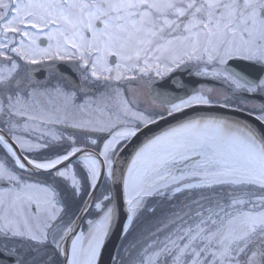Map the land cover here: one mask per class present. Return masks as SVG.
Returning <instances> with one entry per match:
<instances>
[{"label": "snow or ice", "instance_id": "snow-or-ice-1", "mask_svg": "<svg viewBox=\"0 0 264 264\" xmlns=\"http://www.w3.org/2000/svg\"><path fill=\"white\" fill-rule=\"evenodd\" d=\"M162 57L169 60L163 68ZM66 60L79 62L84 81L106 82L117 110L96 101L76 104L75 92L57 86L62 108L35 114L32 102L49 90L30 82L36 68L23 66L51 71L55 65L46 62ZM186 61L232 96H264V0H0V152L6 161L0 163L6 185L0 235L28 240L31 264H54L56 257L63 264H99L121 211L127 236L140 213L155 211L150 199L193 192L200 198L174 205L130 264H264V133L243 118L264 128V103L154 91L162 110H148L121 87L152 72L162 78ZM238 63L258 66L260 74ZM197 106L229 108L241 117L177 119ZM17 117L28 138L16 135ZM169 118L177 122L123 155L141 133ZM57 124L73 132L49 127ZM17 169L46 174L53 183H30ZM58 183L74 198L87 188L80 211L94 206L95 217L86 230L76 231L79 217L63 219Z\"/></svg>", "mask_w": 264, "mask_h": 264}, {"label": "flooded vegetation", "instance_id": "flooded-vegetation-1", "mask_svg": "<svg viewBox=\"0 0 264 264\" xmlns=\"http://www.w3.org/2000/svg\"><path fill=\"white\" fill-rule=\"evenodd\" d=\"M73 62L76 64L77 75L79 77L80 91L78 92L73 90L67 84L66 81H64L59 75H56V74L53 75L51 73H48L46 75V78L43 81H36L31 78L30 82L33 85L38 86L41 91H43L44 89L49 90L44 95L36 96L34 101L32 102L33 110L35 114L39 115L46 111L51 112L50 111L51 103H52L51 96L53 93L57 94L55 92V88L57 86H59L64 92H67V93L75 92L76 93V99H75L76 104H82L84 102V98L93 97L98 92V89L100 90L101 93L107 94L106 92L108 88L107 89L104 88V87H108L106 85V82L94 81V80L90 82L84 81L80 75V69L78 68L79 62L78 61H73ZM237 66L240 68L249 69L253 75L260 74V69L258 66H252L246 63H238ZM23 67L24 69H27L29 65H24ZM200 67L202 68V70L210 72L212 65H207L206 67H204V65L201 64ZM154 73L155 72H152L151 76L150 75L147 76L140 84V86L146 92L147 96L150 93L149 84L154 81L168 82L169 85L172 84L176 88L181 89L183 85L186 83H192L202 78H205V79H210L211 80L210 82L212 83V85H215V86L214 87L198 86L196 89L191 87L192 92L193 91H203L206 97L213 100L214 102L223 103L227 101V103L231 105H241V106H243V104L245 103L244 101L238 98L240 94H236L235 96L230 95L228 90L226 89L227 86L223 84L220 80H217L211 75H197V63L195 61H186L184 64H181L180 67L175 68L172 72L165 74L162 78L157 77ZM173 74L175 75L172 76ZM25 76H26V73L22 71L20 73V77L23 79L25 78ZM163 84L165 83H160V86ZM220 84H223L224 86H220ZM187 85L189 86L190 84H187ZM248 95H257V94H248ZM58 96L60 97L63 103V97L60 95ZM256 104H260V103H256ZM152 105H154L155 107L161 108V106L157 102L153 101ZM15 119L19 122L18 127L15 129L16 135L22 136L24 138H28V133L24 131L23 119L19 117ZM0 126H2V120H0ZM49 127L52 128V125H50ZM62 127L63 126H57V128L55 127V129L59 130L60 132V129H62ZM38 135H39V132L34 134V136H38ZM34 136H33V139H34ZM9 138L11 139L12 137L10 136ZM45 151H49V150H45ZM36 155H39V154H36ZM0 163H6L3 152H0ZM7 163L10 165L11 163L10 159L7 161ZM16 171L18 172V174L22 175V177L30 183L31 182L53 183L54 178L46 174L35 173L31 170H25L21 172L20 170L17 169ZM57 186H58V190L60 191L59 198L61 202L65 205V212L67 213L66 215L63 216V219L65 220V222L69 221L70 219H74L78 217L79 214L81 213L80 209L84 207L83 201H85L88 196L86 192L87 188L85 187L84 194H82L78 198H74L71 195V190L67 188L65 185L58 183ZM5 188H6V185L3 182H0V192H3ZM94 217H95V208L93 206L88 212V214L86 215V217L82 220L80 226L76 228V231L79 232L81 230H86L87 221L89 219H93ZM29 244L30 242L24 238H19V237L5 238L2 235H0V251L7 255L12 256L13 258L12 264H31L32 254L29 250ZM67 246L70 247V244ZM54 264H63V257H56L54 260Z\"/></svg>", "mask_w": 264, "mask_h": 264}, {"label": "water", "instance_id": "water-1", "mask_svg": "<svg viewBox=\"0 0 264 264\" xmlns=\"http://www.w3.org/2000/svg\"><path fill=\"white\" fill-rule=\"evenodd\" d=\"M45 44V43H43ZM113 60V59H112ZM55 65V68L51 71H49L45 66L43 65H34L30 67H34L37 69L36 72L31 74V77L36 80H43L46 76V73H57L60 74L73 88L76 90H80L79 86V80L76 75V68L74 64L72 63H51ZM138 84V83H135ZM158 82L153 83L150 85L151 93L149 95L150 100H153L154 91L162 92V93H168L171 97H177V96H184L185 94H191L193 88H197L198 85H202L204 87H214L215 85H212L210 80L207 79H200L190 84L189 86L187 84L184 85L181 89H178L174 86H170L168 82L165 84L157 85ZM157 85V87H156ZM221 85V84H220ZM245 96L243 99L247 102H264V98L261 96H258L257 98ZM216 117L220 119H228V120H235L238 117H241V114L238 112H233L230 109L227 108H221L218 106L214 107H208V106H197L193 107L191 109H187L185 113L179 114V117L177 119H189V118H197V117ZM244 119L249 120V122L257 127L258 132L264 133V128L259 127L256 125V122L254 120H251L250 117H243ZM177 119L169 118L167 121H160L159 124L151 126L150 129L145 130V132L141 133L137 138H135L128 146L127 149H125L123 155L125 157H128L131 155V152L134 150L136 146H138L145 136H150L156 132H159L165 127H168L170 125H174L177 122ZM65 131L72 133L73 130L71 128H64ZM98 192V191H97ZM96 192V194H97ZM89 199V198H88ZM88 212V211H87ZM87 212L81 213L79 216V219L77 220L76 228L80 226L82 220L85 218ZM124 213L121 211V215L119 218V221L114 225L110 237L107 239L104 248L102 249V254L99 260V264H113L114 257L116 254V251L119 247V244L123 238L121 232H122V226L124 224ZM11 257L5 256L0 252V263H11Z\"/></svg>", "mask_w": 264, "mask_h": 264}, {"label": "trees", "instance_id": "trees-1", "mask_svg": "<svg viewBox=\"0 0 264 264\" xmlns=\"http://www.w3.org/2000/svg\"><path fill=\"white\" fill-rule=\"evenodd\" d=\"M103 190L104 186L99 191L98 197ZM199 198V193L193 192L191 194L179 193L171 201L163 198L150 199L149 204L155 208V211L145 210L139 214L127 236L123 237L114 264H130L138 256L142 246L152 241V233L160 226V222L176 210L174 205L191 203L192 199Z\"/></svg>", "mask_w": 264, "mask_h": 264}, {"label": "rangeland", "instance_id": "rangeland-1", "mask_svg": "<svg viewBox=\"0 0 264 264\" xmlns=\"http://www.w3.org/2000/svg\"><path fill=\"white\" fill-rule=\"evenodd\" d=\"M46 43H47V41H46ZM168 63H169V60L166 57H162L161 58V68H163L164 65L165 64H168ZM145 78L146 77H141L140 79H138L136 81H139L140 83H142V81ZM131 82H133V81H124V82H121V87L126 91L129 99H134L135 101H137L138 105L141 108H146L148 110L155 109L157 111L162 110L159 107H155L154 105H152L148 101V99L146 97V93L144 92L143 88H141L140 86H133L131 84ZM114 83L115 82H113V84ZM104 88L105 89L108 88L107 89V92H106L107 94H104V93H101L100 92L98 95H96V96H94L92 98L87 99L83 103L96 101L97 103H100L101 105L106 104V105L109 106V108L112 111H116L117 110L118 101L115 98V94L113 93L112 88H110V87H104ZM51 99H52L51 109H50L51 112H54L58 108H62V106H63L62 100L60 99V97L57 94L53 93L52 96H51ZM57 126H63V125H58V124L57 125H52L53 130L59 132V130L55 129V127L57 128Z\"/></svg>", "mask_w": 264, "mask_h": 264}, {"label": "bare ground", "instance_id": "bare-ground-1", "mask_svg": "<svg viewBox=\"0 0 264 264\" xmlns=\"http://www.w3.org/2000/svg\"><path fill=\"white\" fill-rule=\"evenodd\" d=\"M218 119H220V118H218ZM223 120H227V121H229V122L233 121V120H228V119H223Z\"/></svg>", "mask_w": 264, "mask_h": 264}]
</instances>
